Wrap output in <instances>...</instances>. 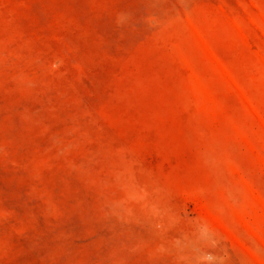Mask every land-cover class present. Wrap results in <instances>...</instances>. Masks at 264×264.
I'll return each mask as SVG.
<instances>
[{"label":"rangeland","instance_id":"obj_1","mask_svg":"<svg viewBox=\"0 0 264 264\" xmlns=\"http://www.w3.org/2000/svg\"><path fill=\"white\" fill-rule=\"evenodd\" d=\"M0 264H264V0H0Z\"/></svg>","mask_w":264,"mask_h":264}]
</instances>
